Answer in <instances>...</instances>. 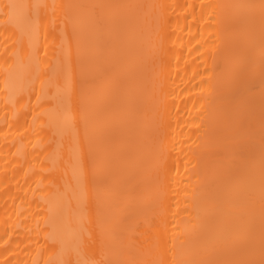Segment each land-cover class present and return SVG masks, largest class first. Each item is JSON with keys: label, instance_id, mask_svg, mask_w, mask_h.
I'll return each mask as SVG.
<instances>
[{"label": "bare ground", "instance_id": "bare-ground-1", "mask_svg": "<svg viewBox=\"0 0 264 264\" xmlns=\"http://www.w3.org/2000/svg\"><path fill=\"white\" fill-rule=\"evenodd\" d=\"M8 3L0 264H261L264 0Z\"/></svg>", "mask_w": 264, "mask_h": 264}, {"label": "snow or ice", "instance_id": "snow-or-ice-1", "mask_svg": "<svg viewBox=\"0 0 264 264\" xmlns=\"http://www.w3.org/2000/svg\"><path fill=\"white\" fill-rule=\"evenodd\" d=\"M21 7L27 6H22L14 3L4 4L2 7H0V18H3L5 23H11L16 17L17 10ZM250 264H254V262H250ZM261 264H264V261H261Z\"/></svg>", "mask_w": 264, "mask_h": 264}]
</instances>
